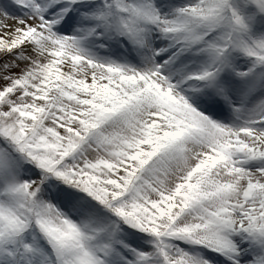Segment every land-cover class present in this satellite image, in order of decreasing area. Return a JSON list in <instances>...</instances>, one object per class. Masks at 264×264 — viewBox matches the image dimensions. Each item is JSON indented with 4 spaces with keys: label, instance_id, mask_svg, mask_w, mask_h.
<instances>
[{
    "label": "snow or ice",
    "instance_id": "snow-or-ice-1",
    "mask_svg": "<svg viewBox=\"0 0 264 264\" xmlns=\"http://www.w3.org/2000/svg\"><path fill=\"white\" fill-rule=\"evenodd\" d=\"M0 264H264V0H0Z\"/></svg>",
    "mask_w": 264,
    "mask_h": 264
}]
</instances>
